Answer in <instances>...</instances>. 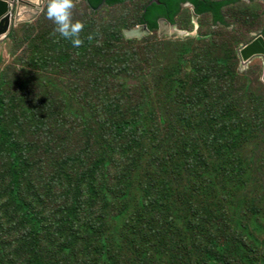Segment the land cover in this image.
I'll list each match as a JSON object with an SVG mask.
<instances>
[{
    "label": "trees",
    "instance_id": "trees-1",
    "mask_svg": "<svg viewBox=\"0 0 264 264\" xmlns=\"http://www.w3.org/2000/svg\"><path fill=\"white\" fill-rule=\"evenodd\" d=\"M151 1L82 0L72 10L85 25L74 50L98 61L85 68L82 61L79 70L94 95L112 93L95 108L106 118L98 129L109 132L100 145L87 134L65 154L52 145L31 166L39 152L28 132L44 125L27 93L16 94L30 81L45 83L21 76L16 88L9 71L0 75V159L9 160L0 186V264H264V90L240 76V40L231 35L262 19L264 36V6L249 0L259 15L237 20L227 12L243 0ZM185 3L199 15L200 37L158 39L160 18L194 31ZM121 5L106 24L101 14ZM42 18L50 21L46 8ZM142 25L149 36L125 38ZM67 41L55 38L48 58L61 68L67 57L56 52L70 49ZM29 53L28 61H41L37 46ZM62 83H55L58 98L44 93L38 104L64 100Z\"/></svg>",
    "mask_w": 264,
    "mask_h": 264
},
{
    "label": "rangeland",
    "instance_id": "rangeland-1",
    "mask_svg": "<svg viewBox=\"0 0 264 264\" xmlns=\"http://www.w3.org/2000/svg\"><path fill=\"white\" fill-rule=\"evenodd\" d=\"M75 6H82V2L80 0H75ZM125 7V5H121L119 8L106 9V11L101 14V17H103L105 23L108 24L110 21L114 20L115 15L116 18H118L124 11ZM45 8L46 4L34 19H30L32 17L26 16V13H28L26 11L27 9L22 8L23 12L20 17L22 22L15 24L10 31L8 39L0 42V75H5V70L9 71L6 78L10 81L13 79L14 82L17 81L16 85L14 83L16 88L21 82V76L23 77V80H30V78L33 77L36 80L45 83V87L41 88L37 83L30 81L33 86L26 90H22L19 95L16 94L18 97L27 93L26 98H30L33 102L31 103V107H36L37 114H35V116H37L40 122L44 125L42 130L32 128L28 132L27 137H29L32 147L39 152L33 154L32 160L34 161H30L31 166L35 165V157L37 160L40 158L45 159L46 157H42V153L52 145L53 150H55V146L58 150L57 152L60 151L64 153L66 150L69 151L73 149L74 145L77 146L75 143L83 141V138H85L87 134H95L96 138L100 139L98 142L99 145L105 141V139L109 138L108 131L102 132L98 129V124L101 123L102 120L106 121V118H104L103 114L97 113L98 111H96L95 108L97 107L96 104L102 103L101 99L105 98L107 94L112 93H107V91L105 92V90L102 89L100 90L102 92L100 95H94L96 92H92L93 86L87 84V77H84L83 73L86 63L92 61L91 64H94L95 62H98L97 58L87 60L82 57L80 58L78 57L77 51L74 50L73 45H70V49L65 48L56 52L59 55L67 57L66 60H64L67 64L65 68L58 66L57 62L49 61L48 58L50 55L54 54L52 52L57 48H54L53 41L55 38L51 36L55 25L52 21L51 24L49 23L50 21L46 23L43 22L42 14ZM87 11L88 10H85V12ZM246 12L251 14V17L254 16L255 18L259 15L260 9L255 3L251 4L242 1L236 9H230V11L227 12V16L230 19L236 18L239 20L238 15ZM29 14L32 16L34 12ZM245 16H248V14L246 13ZM259 20L260 21L256 23L255 28L252 30L244 27V24H238L237 27L232 28L233 33L231 32L233 37L237 35L240 40V44L237 48L239 61L236 68L238 69L240 76L244 75V79L250 84L249 87H252V90L255 92L264 90V61L262 58L257 57L246 64H243L241 63L240 52L243 47L247 46L252 38H254V35L260 33L263 20ZM197 22L198 21H196V23ZM197 25L199 24L197 23ZM203 25L209 27L210 22L204 20ZM44 28H47L48 31L47 39H43L45 34ZM207 30L208 29H204V31ZM173 33L174 29H171L169 34H161L159 31L156 33V36L163 41L185 39L188 36L182 33ZM192 33L194 34L189 37H200L195 30ZM56 38L62 39L58 34ZM32 41H34V43L31 44ZM67 42L71 41L68 40ZM35 46L39 48V54L37 56L41 59V61H39L40 65L37 61H28L29 58L34 56L32 53H29V50L31 47ZM82 61L85 65L81 72L79 69ZM74 64L77 65L75 72ZM67 70L68 72H65ZM16 75H18L17 78H15ZM61 81L63 82L61 88L66 92V98H63L64 100L59 101V103L46 104L44 107L41 103L39 105L38 102H41L44 93H46L45 96L50 95L51 97L58 98L56 84H60ZM135 82L136 81H134L133 78V83ZM232 82L235 92L237 90L235 85L237 84V81ZM129 83H132V81L130 80ZM17 102L21 103V100ZM55 159H57V157L53 158V160ZM8 162L9 160L6 155L0 159V186L2 185L4 179L3 176L7 170ZM37 176H39V173H37ZM1 196L2 193L0 191V198Z\"/></svg>",
    "mask_w": 264,
    "mask_h": 264
},
{
    "label": "water",
    "instance_id": "water-1",
    "mask_svg": "<svg viewBox=\"0 0 264 264\" xmlns=\"http://www.w3.org/2000/svg\"><path fill=\"white\" fill-rule=\"evenodd\" d=\"M106 1L107 0H104V2ZM11 2L13 4H11ZM154 2L158 3L159 0H152V3ZM44 4L45 0H38L37 3H33L29 0H0V42L6 38L15 24H19L20 22H22L20 18L22 8L27 7L30 10L34 11L35 13L30 16L32 17L30 19H34L39 14V11L43 8ZM11 5L16 9V12H14L15 9L13 11L11 10ZM194 17L197 18L196 16ZM164 23L167 24V27L163 26ZM169 25L170 24L166 20H160V33L169 34L171 30ZM150 34L151 33L146 26H140L136 30L125 32V37L129 40H141L142 38L147 37ZM240 55L245 62L251 61L257 57L262 58L264 61V37L258 36L256 39H254V41H252L241 50Z\"/></svg>",
    "mask_w": 264,
    "mask_h": 264
},
{
    "label": "clouds",
    "instance_id": "clouds-1",
    "mask_svg": "<svg viewBox=\"0 0 264 264\" xmlns=\"http://www.w3.org/2000/svg\"><path fill=\"white\" fill-rule=\"evenodd\" d=\"M80 1H82V0H80ZM243 1H245L246 3H250L249 0H243ZM256 1H258V2L261 1L259 3H261V4L263 3V6H264V1L263 0H255V2ZM11 4H13V3L11 2ZM45 4H46V18L48 20L52 21L53 24L55 25L54 30L51 33V36L56 38L57 34H59V37L65 39V40L71 41V43H72L74 48L81 47L83 45L84 41L81 38L80 34L84 30L85 25L80 20H75V21L73 20V12H72V10L75 7V0H45ZM183 6L184 7H189L191 9V12L193 14V22L192 23L194 24V30L197 33L199 25H197L198 22L196 23V21H198L199 15H197L194 12V9H193V7H192V5L190 3H185ZM10 8H11L12 11L15 9V8L12 7V5L10 6ZM25 8L27 10H30L27 7H25ZM30 11H32V10H30ZM14 12H16V9H15ZM194 16H196L197 18H195ZM167 22L170 24L169 25L170 29H174V33L173 34L182 33L184 35H188L187 37H189V36L194 34V33H192L194 31H192V32H190V31H182V30H179L177 28V26L171 24L168 20H167ZM142 26H144V25H142ZM163 26L167 27V24L164 23ZM138 27H140V26H138ZM137 28H135L133 30H136ZM130 31H132V30H130ZM125 32H129V31H125ZM9 35H10V33L6 36V38L4 40L8 39ZM124 35H125V33H124ZM258 36H263L261 31H260L259 34L254 35V38H252V40L249 42V44L252 41H254V39H256ZM87 39L89 41H91L93 39V36L91 34H89ZM127 40H129V39H127ZM132 40H138V39H132ZM240 58H241V63H243V64H246L247 62H249V61H247V62L243 61L241 56H240Z\"/></svg>",
    "mask_w": 264,
    "mask_h": 264
},
{
    "label": "bare ground",
    "instance_id": "bare-ground-1",
    "mask_svg": "<svg viewBox=\"0 0 264 264\" xmlns=\"http://www.w3.org/2000/svg\"><path fill=\"white\" fill-rule=\"evenodd\" d=\"M29 1H31L33 3H37L38 0H29ZM26 11L28 12V13H26V16H29V17H30V14L29 13H33V11H29V10H26ZM22 12H23V10L21 11V15H22Z\"/></svg>",
    "mask_w": 264,
    "mask_h": 264
},
{
    "label": "flooded vegetation",
    "instance_id": "flooded-vegetation-1",
    "mask_svg": "<svg viewBox=\"0 0 264 264\" xmlns=\"http://www.w3.org/2000/svg\"><path fill=\"white\" fill-rule=\"evenodd\" d=\"M162 19L166 20V18H160L159 21L162 20ZM159 21H158V25H159ZM166 21H167V20H166ZM144 26H145V25H144ZM146 27H147V26H146ZM164 27H165V26H164ZM159 31H160V27L158 26V32H159Z\"/></svg>",
    "mask_w": 264,
    "mask_h": 264
}]
</instances>
